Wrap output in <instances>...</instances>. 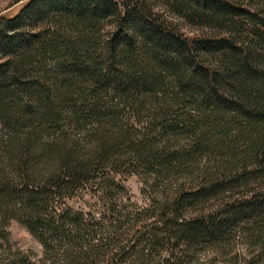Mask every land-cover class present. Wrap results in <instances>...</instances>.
<instances>
[{"label": "trees", "instance_id": "1", "mask_svg": "<svg viewBox=\"0 0 264 264\" xmlns=\"http://www.w3.org/2000/svg\"><path fill=\"white\" fill-rule=\"evenodd\" d=\"M14 1L0 12V240L14 220L46 264H197L241 230L264 256V0ZM125 165L151 185L184 179L124 217ZM84 186L94 209L64 205Z\"/></svg>", "mask_w": 264, "mask_h": 264}, {"label": "rangeland", "instance_id": "2", "mask_svg": "<svg viewBox=\"0 0 264 264\" xmlns=\"http://www.w3.org/2000/svg\"><path fill=\"white\" fill-rule=\"evenodd\" d=\"M18 4L19 2L15 3L14 0H0V12L10 13L17 8ZM167 18L168 20L177 22L182 28L186 27L185 22L182 21L181 18L178 19L174 16H168ZM117 169L120 172L115 174L114 179L116 183L123 187L124 192H122V194L117 193L116 210L124 217H132V214L142 215L143 211L147 210L151 198L157 197L158 199L162 194H165L167 197L173 187L184 179V174H179L175 179H156V184L151 185L149 183L150 176L145 175L141 170L136 172L132 170V168L126 167V165ZM90 191L91 186H84L75 193L74 197L65 199L64 205L66 204L73 210L88 211L94 209L95 201L90 197ZM103 209L102 206L98 207V210L105 213L106 211ZM99 217H101V215L99 216V214H96L85 220H89V224L93 226L101 225L100 229L106 228V222L99 220ZM105 217L108 218L112 216H107L106 214ZM5 230L8 232V241L5 243L0 240V264H17L24 260L25 262L34 261L37 263L39 262V264H46L45 262L39 261L42 258V245L23 225L14 220H10ZM93 242H96V240ZM7 245L9 246L10 252L7 250ZM226 249L228 250L225 254H216L212 250H205L196 257V263L264 264V256L255 255L254 248L249 246V239L241 230L236 231L229 242V246H226ZM47 262L49 263V261Z\"/></svg>", "mask_w": 264, "mask_h": 264}]
</instances>
